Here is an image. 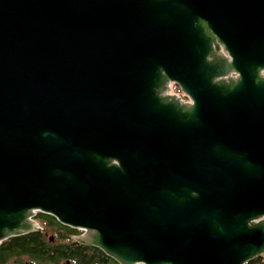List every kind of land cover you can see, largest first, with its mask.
<instances>
[{
	"label": "water",
	"instance_id": "1",
	"mask_svg": "<svg viewBox=\"0 0 264 264\" xmlns=\"http://www.w3.org/2000/svg\"><path fill=\"white\" fill-rule=\"evenodd\" d=\"M36 212L118 264L264 256V0H0V245Z\"/></svg>",
	"mask_w": 264,
	"mask_h": 264
},
{
	"label": "flooded vegetation",
	"instance_id": "2",
	"mask_svg": "<svg viewBox=\"0 0 264 264\" xmlns=\"http://www.w3.org/2000/svg\"><path fill=\"white\" fill-rule=\"evenodd\" d=\"M170 88V94L182 95L175 84ZM54 219L36 212L31 219L38 226L35 230L7 239H16L19 243L15 248L16 259L8 264H118L105 254L103 256L99 248L76 241L86 234L85 230L62 225Z\"/></svg>",
	"mask_w": 264,
	"mask_h": 264
},
{
	"label": "trees",
	"instance_id": "3",
	"mask_svg": "<svg viewBox=\"0 0 264 264\" xmlns=\"http://www.w3.org/2000/svg\"><path fill=\"white\" fill-rule=\"evenodd\" d=\"M18 244L19 243L16 242V239H11L2 242V244L0 245V264H8L14 259H16L15 248L18 246ZM102 255L105 256L104 253H102ZM15 262L16 261H14V263ZM246 264H264V258H257Z\"/></svg>",
	"mask_w": 264,
	"mask_h": 264
}]
</instances>
